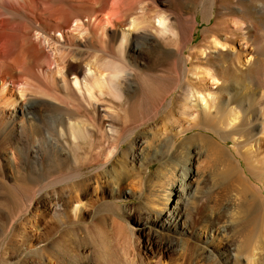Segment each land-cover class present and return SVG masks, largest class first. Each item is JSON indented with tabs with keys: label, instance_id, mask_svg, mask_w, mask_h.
<instances>
[{
	"label": "bare ground",
	"instance_id": "1",
	"mask_svg": "<svg viewBox=\"0 0 264 264\" xmlns=\"http://www.w3.org/2000/svg\"><path fill=\"white\" fill-rule=\"evenodd\" d=\"M175 1L178 12H169ZM200 14L209 25L196 43ZM155 56L172 80L198 88L154 98L156 113L170 107L168 120L142 119L138 134L140 121L118 127L115 112L137 105L140 66ZM34 87L66 98L32 96ZM90 108L96 130L115 142L109 158L130 157L139 186L160 164L147 173L160 200L124 228L121 254L107 264H264V0H0V131L34 144L42 164L76 161L66 149L95 137L78 117ZM54 201L45 207L64 222L65 200ZM38 224L25 232L39 241L62 227ZM89 257L78 250L60 263L93 264Z\"/></svg>",
	"mask_w": 264,
	"mask_h": 264
},
{
	"label": "rangeland",
	"instance_id": "2",
	"mask_svg": "<svg viewBox=\"0 0 264 264\" xmlns=\"http://www.w3.org/2000/svg\"><path fill=\"white\" fill-rule=\"evenodd\" d=\"M176 3L180 4L177 1L172 2L166 6V9L169 12L177 13L178 4ZM201 16L200 14L199 20L201 24L195 35L196 43H199L204 36V29L202 28L209 25L208 22L202 21ZM92 52V49H90L89 53ZM153 58L149 66L143 64L140 66V78H138L139 87L137 89L139 92H137L142 98L138 95L140 100L137 102V105L134 104L135 107L131 106L132 110L129 111L130 113L125 111V109H123V112L119 110L120 114L118 111L115 112V115H117L116 117H119L117 118L118 127H122L127 123H137L138 121H140L138 124H141L142 119H150V124L168 120L170 119V107H164L161 112L156 113L153 107L154 98H160L161 96L168 98L176 96L178 98L181 93H183L184 87L193 86L198 88L196 84L192 85L190 83V85L187 81V83L185 81H180V83L175 82L176 80H172L175 79V77L173 73H170L171 69L166 65V59L164 60L162 56H158L157 59L156 56ZM230 62L231 61L228 60L227 63ZM143 74L146 75V77ZM166 76L168 78H166ZM157 87L160 88V90ZM37 89L34 87L32 88L33 91H29V93L31 94L32 92V96L41 97L43 95V97L46 96L50 98V96H48L49 94L53 95L54 91H57V93L59 92L57 89L55 90V88H51L53 91H49L46 88L41 89L40 87L38 90ZM62 93L63 94H60L59 92L58 94H60L61 97L63 96L62 98H66L64 92ZM176 103H178V101H176ZM7 109H10V106H7ZM95 112L93 108L82 110L78 114L81 124L84 122V125L87 124L89 127L93 126L96 130V128L99 127L96 125H98L97 121L100 116H98L97 113L95 114ZM94 126H96V128ZM147 127L148 124H141L138 127L137 134ZM194 132H199V130L191 131L188 135ZM137 134L134 135L133 138H130L131 140L128 139L129 141H127L124 146L129 148ZM94 136L95 137L92 138L88 136L89 139H83L79 146L80 149L77 148L78 152L74 151L76 148L66 149L67 154L69 153L68 155H76V157L78 155L76 161L70 159L62 164L47 162L42 164L32 157L33 150L37 149L34 144H29V146L20 144L15 141V138L13 139L8 132L5 133L0 131V264H61L62 258L73 255L74 252L78 250L87 257L90 256L89 258L92 260L93 264H107L111 259L117 258L116 255L121 254V249L119 248L123 247V237L121 236L124 235V228L130 225L138 226V220L141 216H139V214L145 212L144 210L148 207V203L151 200L153 204H155L160 198V195L155 193L152 194L151 189H149L151 188V182L147 175V173L150 172L155 173L160 164L159 162H155V164L151 166V169L147 171L145 176V187L139 186V184L141 185L140 180L142 178L138 173L140 169L132 164L130 157L126 159L118 154V156L116 155L117 157L115 156L110 159L109 155L112 154L115 144L114 140L110 138L111 136L109 135L100 134L98 130H96ZM186 136L187 134H183L178 138V141H184ZM246 138L247 137L244 136V140ZM249 143H251V140ZM227 145L232 146L233 150L237 152L236 143L228 140ZM126 168L127 170H125ZM58 171L60 175H58ZM127 172L129 174L126 175ZM60 176H66V178L62 177L63 180L58 179L59 183L50 182L53 178H60ZM96 178H101V182ZM96 180L100 183L98 184ZM45 185L46 187H44ZM140 187H143L145 191ZM126 191H131V194L125 193ZM77 195L80 198L79 200L76 198L78 197ZM46 199H51L52 202L53 200L56 202V199L57 201L65 200L64 207L67 211V216L71 217L66 216L67 219H65L64 222L60 221L45 207ZM77 206L78 213L76 215L74 209ZM37 222L44 226L62 223V227L47 241H39L37 237L34 239L30 238L25 232V227L38 224ZM92 225L95 226L94 228L96 229H94ZM157 230L159 229L157 228ZM138 231L140 232V230ZM114 232L117 233V236H115L116 234H114ZM163 233L167 234V232ZM144 240L145 237L142 236L140 242L143 244V242H145ZM199 245L205 246L206 248L209 247L201 243H199ZM66 246L69 247V251L72 250L70 251L71 254H69L70 252L66 253L68 252V247ZM91 250L92 252H90Z\"/></svg>",
	"mask_w": 264,
	"mask_h": 264
}]
</instances>
